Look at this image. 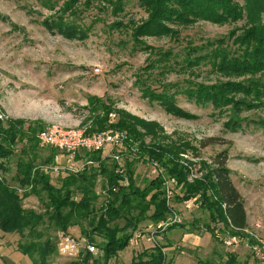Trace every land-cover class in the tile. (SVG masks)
<instances>
[{
    "label": "rangeland",
    "instance_id": "obj_1",
    "mask_svg": "<svg viewBox=\"0 0 264 264\" xmlns=\"http://www.w3.org/2000/svg\"><path fill=\"white\" fill-rule=\"evenodd\" d=\"M235 1L243 4V0ZM100 5L103 6L95 1L82 12L78 21L89 29L85 38H79L66 37L45 28L42 20L51 12L42 8L36 0H0V98L12 97L15 93L27 99L31 96L33 100L31 104L27 102L15 106L18 107L16 111L22 112L20 117H10L11 113L1 105L0 113L6 114V117L10 114L7 118L23 120L26 125H37L41 130L52 124L72 128H85L92 124L105 132L112 129L98 125L100 121H105L108 126L123 119L126 128L129 125L135 130L136 134H132L138 138L137 142L131 148L125 141L130 153L126 149L119 161L113 159L110 147L104 153L111 155L108 164L113 162L117 168L131 169L130 173L140 187L153 176L161 177L162 181L176 183V180L166 175L172 166L168 160L163 167L159 162L146 160V156L140 153L139 140L143 144L155 142L168 145L173 150L171 153L175 152L173 161L182 164L183 170L187 171L188 182L212 180L211 170L216 167L214 160L218 153L226 151V167L231 181L244 201L247 231L238 236L237 244L226 246L223 240L231 236L232 231L224 220L210 221L209 211L200 207L201 197L197 194L186 200L192 201L189 208L185 207V201H172L174 210L186 225L169 230L168 236H173L170 245L164 239L148 240L155 223L144 220L139 223L138 229L143 236L136 245L128 244L108 261L98 259L94 264H129L140 252L157 244L163 247L164 264H197L198 261L201 264H228L231 260L233 264H262L251 252L246 237L251 236L250 233L264 237V72L223 76L210 71L209 66H201L159 75V69L155 68L149 74L157 80L149 79L145 68L153 54L135 49L131 36L132 28L146 20L148 14L133 0L125 1L123 11L116 15L111 13L110 7L102 8ZM118 21L122 22L120 27L112 26ZM246 23V19L242 18L236 22L197 21L189 26L172 25L177 29V35L141 37L140 41L154 50H171L173 56L180 54L172 58L174 64L175 60L180 62L185 45L227 38L230 32L240 34L247 28ZM174 68L177 69L178 65L174 64ZM145 79L153 88L161 83H183L184 80L204 85L225 81L250 82L253 85H247L248 93L228 94L226 103L229 105L220 109H213L210 105L199 106L183 96H177L176 104L189 114L180 117L143 97L140 83ZM233 123L239 126L234 128ZM119 132L127 139L124 131ZM36 134L16 144L14 152L5 161L7 171L0 172V177L15 187L18 184L13 175L18 161H31L36 169L58 166L61 168L59 172L49 174L57 186L66 172L63 170L65 152L41 145L36 140ZM79 155L80 161L89 159L83 151ZM125 156L131 161H127ZM172 157L169 155L168 159ZM153 166L156 173L152 172ZM85 167L90 172L99 170L96 160ZM105 183V176L98 173L95 178L98 204L102 201ZM30 188H19V194L22 196ZM206 194L215 202V210L218 202L216 194L210 188ZM23 205L34 210L42 208L35 195L24 197ZM118 223L122 225L123 221L118 220ZM68 232L76 238L86 239L77 226L70 227ZM186 233L190 234L186 238L191 241L200 238V244L194 247L191 242L183 240L182 234ZM52 234L56 237L57 248L45 264H73L76 261L77 264H86L80 259L61 256L58 252L59 233L52 231ZM21 240L24 241V238ZM17 241L16 235L8 233L0 238V264H33L28 254L16 249ZM100 255L98 248L92 254L96 258ZM33 257L36 259L35 255ZM89 264H93L91 260Z\"/></svg>",
    "mask_w": 264,
    "mask_h": 264
},
{
    "label": "trees",
    "instance_id": "obj_2",
    "mask_svg": "<svg viewBox=\"0 0 264 264\" xmlns=\"http://www.w3.org/2000/svg\"><path fill=\"white\" fill-rule=\"evenodd\" d=\"M36 1L42 8L51 12L42 20L45 28L66 37L85 38L89 26L80 24L78 21L84 9L98 1L103 6L110 7L111 13L116 15L123 11L125 1L130 0ZM133 1L148 14V18L132 28L131 33L135 49L150 51V55L154 56L148 58V65L145 68L147 78L157 80L149 74L150 70L153 71L155 68L159 69V75L172 70L186 71L201 66H209L210 71L223 76L264 72V0H243L242 5L235 0ZM103 6L101 7L104 8ZM242 18L246 19L247 28L240 34L234 35L230 32L227 38L209 40L198 45H185L180 62L177 60L174 62L178 65L177 69L174 68L171 60L180 54L173 56L171 50H154L140 41L141 37L175 36L177 29L172 25L189 26L197 21L236 22ZM121 23L114 22L112 26L120 27ZM146 79L141 83L138 82L143 97L157 102L168 113L180 117L189 114L176 104L177 96H183L199 106L210 105L213 109H220L229 105L226 103L228 94L248 93L247 85H253L250 82L232 81L204 85L184 80L183 83H161L157 88H153L147 84ZM98 125L103 128L109 127L112 131H124L127 134L126 144L131 148L138 140L133 135L136 134L135 130L129 125L126 128L123 119L108 126L102 120ZM34 126L30 123L26 125L23 120L5 116L0 119L1 173L7 171L5 161L14 152L16 144L31 138V135L41 130L39 126ZM233 126L236 128L239 124L233 123ZM101 131L103 130L96 129L92 124L85 127L86 134ZM138 142L140 153L146 156V160L159 162L162 167L167 165L165 161L168 160L172 165L166 175L176 180V185L171 186L175 203H182L200 194V207L208 209L211 222L218 219L224 220L226 226L232 231L231 236L243 235V229L247 225L244 201L231 181L226 167L228 159L226 151L218 153L214 160L216 167L211 170L212 180L188 182L187 171L183 170L182 164L179 165L173 161L175 152L171 153L173 150L168 145L164 146L155 142L143 144L142 140ZM126 149L125 145L121 150L114 149L113 153L125 154ZM83 152L88 155L89 160H96L98 172L97 170L90 172L88 169L78 174L65 172L58 186L51 181L49 174L35 169L36 166L31 161L17 162L13 180L18 187L0 177V238L4 233L16 235L18 238L16 249L28 254L33 264H45L47 258L57 248L56 237L52 231L59 233L58 237H60V235L69 234L70 227L77 226L88 242L95 243L101 253L100 257L96 258L92 256V253L87 252L77 259L86 264H89L91 260L94 264L98 259L108 261L118 251L127 247L129 239L139 229L141 221L149 220L157 223L166 219L171 213V208L166 204L161 177L153 176L146 185L140 187L135 183L133 173H130L131 169L126 167V170L123 169V172L119 173L115 163H107L111 157L110 154L103 155L97 151ZM128 153H130L129 150ZM79 154L76 156L77 159L80 158ZM169 155L173 157L168 159ZM164 157H167L166 160H163ZM124 158L131 161L127 156ZM160 161L163 163L161 164ZM98 173L106 179L103 185V198L99 204L97 203L99 196L95 192V178ZM124 179L126 184H120V181ZM25 186L31 188L21 196L19 188ZM209 188L218 198L215 210H213L215 202L206 194ZM27 195L37 196L42 208L40 210L25 208L23 198ZM118 220H122L123 224H119ZM185 225L184 223L174 224L166 231ZM207 229L209 231V227ZM21 238H24V241ZM162 249L163 247L158 244L147 248L129 264H164L165 256ZM231 261L228 264H233ZM77 263L78 261L73 264ZM197 264L201 262L198 261Z\"/></svg>",
    "mask_w": 264,
    "mask_h": 264
},
{
    "label": "built area",
    "instance_id": "obj_3",
    "mask_svg": "<svg viewBox=\"0 0 264 264\" xmlns=\"http://www.w3.org/2000/svg\"><path fill=\"white\" fill-rule=\"evenodd\" d=\"M4 115L0 113V119ZM36 140L41 145H48L56 149H60L65 152V166L64 171L78 174L82 172L88 165H92V160L80 161L76 158L77 154L81 151H97L104 153L107 147H110L112 151L114 149L121 150L125 146L126 135L119 131H105V132H95L92 134H86L85 128L80 127H62L56 124L47 126L46 128L40 130L36 134ZM105 154V153H104ZM122 153H114L113 159L120 160ZM153 173H156V167L153 166ZM36 169V168H35ZM42 172L50 174L53 172H59L61 168L56 165H49L46 167L40 166L39 168ZM119 173L123 172V169L117 168ZM158 174V173H157ZM156 175V174H155ZM164 187V196L166 199V204L171 208V213L164 220L155 223L154 227L149 232L148 240L155 242L159 240L164 232L174 224H181L182 218L179 213L174 210L172 205V200L174 196L172 185H176L174 181H162ZM120 184H126V180H121ZM185 207L189 208L192 201H185ZM243 231H247L243 229ZM246 237L247 244L256 258L264 264V237L259 238L254 234ZM143 236V233L136 230L131 238L129 239V245H136L139 239ZM239 237L229 236L223 240L226 246H231L237 244ZM97 248L93 243L88 242L87 239L76 238L70 234L60 235L58 252L61 256L77 259L83 253H95Z\"/></svg>",
    "mask_w": 264,
    "mask_h": 264
},
{
    "label": "crops",
    "instance_id": "obj_4",
    "mask_svg": "<svg viewBox=\"0 0 264 264\" xmlns=\"http://www.w3.org/2000/svg\"><path fill=\"white\" fill-rule=\"evenodd\" d=\"M14 95L11 97V95H9V96H6V98H0V105H1V107H4L3 109H6L7 110V112L9 113H11V115L12 116H10V117H20V116H22L21 114H22V112H19V111H16V108H18V107H15V106H21L22 104H27V102L29 103V104H31L32 102H33V100H32V98H31V96H29V98L27 99V97H23L22 98V96H20L19 94L18 95H16L15 93H13ZM34 101H35V99H34ZM11 107H14V108H11ZM30 113V112H29ZM10 115V114H9ZM9 115H7V117L9 116ZM5 117H6V114L4 115ZM175 228H177V227H175ZM173 229V228H172ZM170 230V229H169ZM169 230L168 231H166L164 234H163V236L160 238V239H164V240H166V242L168 243V245H170L169 243H172V238H173V236L172 237H170V236H168V233H169ZM183 235V240H186V241H189V242H191V244L194 246V247H197L199 244H200V238H199V240H197L196 238L195 239H192V241L191 240H189V238H186L188 235H190V234H182ZM170 237V238H169ZM159 239V240H160ZM187 243V242H186ZM173 246H175V245H173ZM0 251H1V244H0Z\"/></svg>",
    "mask_w": 264,
    "mask_h": 264
}]
</instances>
